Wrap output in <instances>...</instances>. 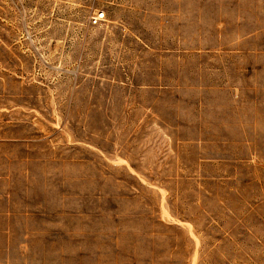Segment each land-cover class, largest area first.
I'll return each mask as SVG.
<instances>
[{"label": "rangeland", "instance_id": "rangeland-1", "mask_svg": "<svg viewBox=\"0 0 264 264\" xmlns=\"http://www.w3.org/2000/svg\"><path fill=\"white\" fill-rule=\"evenodd\" d=\"M0 176V264H264V0H0Z\"/></svg>", "mask_w": 264, "mask_h": 264}, {"label": "crops", "instance_id": "crops-1", "mask_svg": "<svg viewBox=\"0 0 264 264\" xmlns=\"http://www.w3.org/2000/svg\"><path fill=\"white\" fill-rule=\"evenodd\" d=\"M3 181L9 183L8 178L0 176V237L14 234L12 229L15 224L12 221L16 220L17 215L16 194L11 188H3L1 186Z\"/></svg>", "mask_w": 264, "mask_h": 264}, {"label": "built area", "instance_id": "built-area-1", "mask_svg": "<svg viewBox=\"0 0 264 264\" xmlns=\"http://www.w3.org/2000/svg\"><path fill=\"white\" fill-rule=\"evenodd\" d=\"M104 19V15H96L93 17V24H98Z\"/></svg>", "mask_w": 264, "mask_h": 264}]
</instances>
